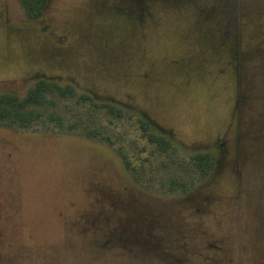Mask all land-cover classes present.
I'll list each match as a JSON object with an SVG mask.
<instances>
[{"label":"rangeland","instance_id":"obj_1","mask_svg":"<svg viewBox=\"0 0 264 264\" xmlns=\"http://www.w3.org/2000/svg\"><path fill=\"white\" fill-rule=\"evenodd\" d=\"M41 77L130 116L56 97L45 122L0 126V264H264V0H50L38 19L0 0V92Z\"/></svg>","mask_w":264,"mask_h":264},{"label":"trees","instance_id":"obj_2","mask_svg":"<svg viewBox=\"0 0 264 264\" xmlns=\"http://www.w3.org/2000/svg\"><path fill=\"white\" fill-rule=\"evenodd\" d=\"M19 3L28 18L38 19L46 13L50 0H19ZM56 97L90 103L117 120L129 115L125 107L112 101L99 100L90 93L79 91L73 83H61L49 77H41L36 79L24 94L12 91L0 92V126L11 129H29L36 123L45 122L44 110L55 106ZM49 113L55 127L63 130L65 127L62 118L55 112ZM138 123L142 137L160 152H167L174 147L172 141L165 134L156 131L144 115H139ZM84 134L91 139H100L114 146L112 139L99 131L85 130ZM116 151L122 158L125 168L137 179L136 167L128 153L120 146L116 147ZM189 161L191 168L202 179H205L216 167L217 157L211 151H199L190 155ZM166 189L171 193L177 191L185 193L189 191V184L179 178H171Z\"/></svg>","mask_w":264,"mask_h":264}]
</instances>
